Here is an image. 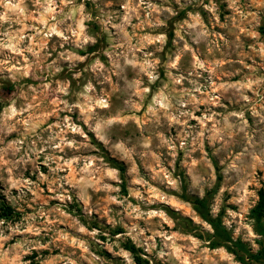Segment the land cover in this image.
Here are the masks:
<instances>
[{"label": "clouds", "instance_id": "9594fccd", "mask_svg": "<svg viewBox=\"0 0 264 264\" xmlns=\"http://www.w3.org/2000/svg\"><path fill=\"white\" fill-rule=\"evenodd\" d=\"M0 264H264V0H0Z\"/></svg>", "mask_w": 264, "mask_h": 264}]
</instances>
